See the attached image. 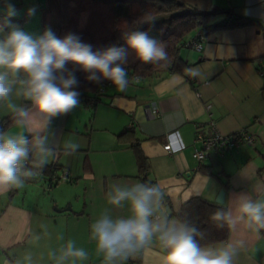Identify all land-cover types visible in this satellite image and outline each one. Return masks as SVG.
Listing matches in <instances>:
<instances>
[{
    "label": "crops",
    "instance_id": "obj_1",
    "mask_svg": "<svg viewBox=\"0 0 264 264\" xmlns=\"http://www.w3.org/2000/svg\"><path fill=\"white\" fill-rule=\"evenodd\" d=\"M10 1L22 2L21 6L12 3L18 13L13 17L22 15L24 5L34 7V0ZM211 2L218 11L227 10L258 22L189 37L190 43L179 50L188 64L183 74L129 76L126 91L108 84L95 106L80 96L78 108L55 118L50 133L55 132L61 140L70 139L80 148L71 155L61 150L47 165L54 166L51 174L43 172L21 188L0 192V264H16L26 250L33 253L37 264H50L48 250L68 239L89 252V259L78 264H102L95 243L89 239V225L108 207L105 193L111 184L143 182L131 145L134 141L147 159L148 180L164 190L172 214L192 196L216 202L218 193L224 190L222 203L227 208L234 206L239 193L255 196L264 190V74L260 71L264 64V0ZM5 13L6 4L0 3V21ZM224 16L219 13L215 20ZM27 24L18 26L34 34V28L29 30ZM188 69H196L200 75L194 77ZM95 93L86 92L84 96ZM152 103L157 106L156 112ZM7 115L0 108V120ZM41 123L35 119L31 130H38ZM211 123L223 135L245 128L256 136L255 142L211 151L198 160L195 137L210 134ZM168 142L171 151L164 148ZM62 171L67 173L65 179L59 178ZM119 214L127 215V208ZM41 223L47 225L50 235L31 240L30 233H42ZM237 241H243V247L235 264H264L262 230L257 236L240 223L235 230L229 229L223 242ZM163 255L159 242L153 241L127 264H161Z\"/></svg>",
    "mask_w": 264,
    "mask_h": 264
},
{
    "label": "clouds",
    "instance_id": "obj_2",
    "mask_svg": "<svg viewBox=\"0 0 264 264\" xmlns=\"http://www.w3.org/2000/svg\"><path fill=\"white\" fill-rule=\"evenodd\" d=\"M15 6L6 3L0 21V108L12 117L13 128H0V192L18 189L43 174L44 168L62 150L75 153L80 145L61 140L50 133L52 121L80 106V81L68 64L78 67L101 88L104 81L123 92L130 84L127 64L128 50L142 64L156 65L168 61L163 43L145 31H132L123 37L124 46L110 45L93 49L79 35L68 33L58 37L50 28L41 34L29 33L11 23ZM27 14H36L35 7ZM7 29V31H6ZM199 76L196 69H188ZM42 123L31 130L35 119ZM105 207L89 225V239L102 264H127L136 259L153 241L164 252L161 264H235L243 241L220 244L202 243L206 233L187 216H173L165 203V192L159 184L136 182L113 183L105 193ZM127 208V215L119 210ZM217 228L235 230L240 223L257 236L264 230V190L255 196L246 192L236 196L233 207H217L210 215ZM42 233H30L33 241L49 236L41 223ZM50 264H78L89 259V252L68 239L56 249H49ZM16 264H37L26 250Z\"/></svg>",
    "mask_w": 264,
    "mask_h": 264
},
{
    "label": "trees",
    "instance_id": "obj_3",
    "mask_svg": "<svg viewBox=\"0 0 264 264\" xmlns=\"http://www.w3.org/2000/svg\"><path fill=\"white\" fill-rule=\"evenodd\" d=\"M13 3L21 6L22 2L0 0V3ZM40 4L41 33L50 27L58 37L63 38L68 33H85L87 38L82 41L89 43L93 49H102L110 45L127 47L123 37L132 31H145L152 38L163 43L168 52V61L159 64H142L136 59L134 52L128 50V74L131 78L161 77L164 72H178L183 74L188 64L179 54L180 48L189 44V37L204 36L217 30L244 27L256 24L255 19L231 14L230 11H218L211 0H44ZM53 14L47 18L50 8ZM29 7H27V10ZM224 13L222 20L216 21L217 14ZM85 14L84 24H80ZM30 16L27 12L19 17H9L15 25L24 24ZM99 34V40L93 39L92 25ZM82 25V26H81ZM189 38V39H188ZM92 42V43H90ZM68 70L74 71L80 81L79 91L85 103L95 106L99 102L98 87L87 77L83 78L77 66L68 64ZM104 83L110 84L108 81ZM103 83V84H104ZM106 86V85H105ZM104 86V87H105ZM91 97H85L86 92H95ZM81 98V97H80ZM13 125L10 115L0 120V128L7 129ZM124 133L128 130H124ZM136 155L140 176L143 182H150L147 178L148 162L138 142H132ZM54 166H46L43 172L52 173ZM227 185V183H224ZM165 203L167 204L166 200ZM224 203L210 201L202 196H192L182 203L174 216L185 217L205 231L202 243H218L227 239L229 228H217L210 220L211 213ZM168 206V205H167Z\"/></svg>",
    "mask_w": 264,
    "mask_h": 264
},
{
    "label": "built area",
    "instance_id": "obj_4",
    "mask_svg": "<svg viewBox=\"0 0 264 264\" xmlns=\"http://www.w3.org/2000/svg\"><path fill=\"white\" fill-rule=\"evenodd\" d=\"M197 48H200V44L194 43ZM261 73L264 74V64H262ZM107 83L103 84V87H98V92H102L104 86ZM206 110H209L210 105H205ZM152 109L156 112L157 106L155 103H152ZM212 125V132L208 135L199 133L195 137V142L199 144V147L195 150V156L198 160L204 159L211 151L222 152L225 150H230L235 146L238 145H252L255 142L256 136L248 131L247 129L243 128L237 130L230 135H223L216 130V128ZM164 148L168 151H171L172 145L170 142L164 144ZM59 176V175H58ZM67 173L62 171L59 178L65 179ZM58 177L56 179H59Z\"/></svg>",
    "mask_w": 264,
    "mask_h": 264
},
{
    "label": "rangeland",
    "instance_id": "obj_5",
    "mask_svg": "<svg viewBox=\"0 0 264 264\" xmlns=\"http://www.w3.org/2000/svg\"><path fill=\"white\" fill-rule=\"evenodd\" d=\"M43 1L44 0H34L33 3H34V7L36 9V14L32 15V16L29 15L30 19L27 20L28 29L31 30L32 28H34V34H37V35L41 34V15H42V10H41L40 4L42 2V4L44 5ZM25 12H27V6L26 5H24V7H23L22 14L25 13ZM48 12L49 13H47V18H49L50 15H52L54 13L53 12V8L51 7ZM85 19H86V16H85V14H83L82 17H81V20H80L81 21L80 24H84V22H86ZM92 27L93 28H92L91 34L93 33V39L97 41V40H99V34L100 33H97V31H94V30H96V28L94 27V24L92 25ZM80 38L81 39H85V38H87V36H86L85 33L81 32L80 33ZM90 43H92V42H90Z\"/></svg>",
    "mask_w": 264,
    "mask_h": 264
},
{
    "label": "water",
    "instance_id": "obj_6",
    "mask_svg": "<svg viewBox=\"0 0 264 264\" xmlns=\"http://www.w3.org/2000/svg\"><path fill=\"white\" fill-rule=\"evenodd\" d=\"M223 198H224V190H221L218 193V196L216 198V202L222 203L223 202ZM169 207V206H168ZM262 232H264V230H262Z\"/></svg>",
    "mask_w": 264,
    "mask_h": 264
}]
</instances>
